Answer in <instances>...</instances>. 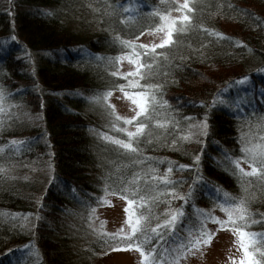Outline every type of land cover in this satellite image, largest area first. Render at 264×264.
Wrapping results in <instances>:
<instances>
[{"label":"trees","instance_id":"16d2710c","mask_svg":"<svg viewBox=\"0 0 264 264\" xmlns=\"http://www.w3.org/2000/svg\"><path fill=\"white\" fill-rule=\"evenodd\" d=\"M161 1L0 0V264H94L110 247L127 249L117 241L128 237L85 244L81 233L87 211L110 196L134 201L146 252L151 244L153 254L181 250L198 234L209 190L224 193L210 148L232 149L238 115L264 108V0H238L246 18L191 22L178 50L156 53L160 90L134 139L138 151L102 137L112 120L91 97L114 90L122 41L152 28ZM197 182L205 197L188 194ZM178 208L168 229L165 209Z\"/></svg>","mask_w":264,"mask_h":264},{"label":"rangeland","instance_id":"374dc122","mask_svg":"<svg viewBox=\"0 0 264 264\" xmlns=\"http://www.w3.org/2000/svg\"><path fill=\"white\" fill-rule=\"evenodd\" d=\"M237 1L238 0H189V5L193 8L191 13H187L186 10L181 8L183 0L161 1L158 13L167 12L168 15L173 17L189 14L192 19L185 25V30L173 32L172 35L174 42L163 47H157L154 51L149 50L150 56L148 57L143 55L139 57L141 63H146L148 60L155 61V63L151 64L150 69L139 70L142 75L133 76L131 74L138 66L133 64L128 56L131 55L135 58V53H133L132 49L124 44L123 49L120 51L121 53L116 56L110 67V78L115 81L116 84L114 90L106 91L111 93L106 100L103 99V93L97 104L100 109L102 108L110 114L112 120L110 122L112 127L110 129L111 131H105L104 135H102L107 144H112L119 147V149H122L121 146L115 144L113 140H110L107 137L127 140V131L134 130L135 123L141 120V117H137L135 121L125 124L123 120H118L117 116L131 117L135 115L136 106L127 96L124 95V93L143 91L144 89L141 87L142 85L145 83L153 84L154 72L152 70L159 62V57L156 53L164 51L172 46H175V49L178 50L179 41L183 40L181 38L188 30V24L191 22L198 25L205 21H215L218 16L222 15L228 17L239 15L246 18V14L235 6ZM159 22V16L156 15L155 20L152 23V28H154ZM181 23L182 22L180 21L176 22L177 29H180ZM152 28L148 29V31H143L136 37L128 38L126 41H133L136 45L153 43L159 45V41L163 38L164 33L160 30L153 32ZM175 37L176 40L174 39ZM5 40L7 39L4 38V40H0V48L6 46ZM8 40V44L14 41L13 38ZM141 51L142 50L137 47L136 52ZM121 56H123V58L118 60L117 58ZM116 72L128 73V75H115L114 73ZM129 81H135V83L130 84ZM121 85L124 86L123 91L121 90ZM151 106L152 104L149 105V108H151ZM144 115H146V113ZM235 126L237 128L235 146L228 151H220L218 149H213V147L210 148L212 154L215 156V160H213V162L219 167V170L225 176L226 180L221 184L226 186L224 193L229 194V203L235 202V200H232L231 198H243L246 202L249 216L245 217V219L250 217L253 222L244 226L245 231L255 232L258 234L264 233V178L260 176H248L241 178L238 174L234 173L235 166L231 163V159L242 155L240 151L242 146L264 142V108L258 112L250 109L247 111V114L238 115ZM195 128V132H199L200 129H203L201 126ZM121 129H125V131H121ZM135 138L136 137L133 139ZM241 166L247 169L249 164L241 161ZM199 184L200 182H197V185L192 188L190 191V197H205L203 193H199V190L202 191ZM202 192L207 195V189H203ZM209 192L213 197L204 198L206 202L204 203L207 206L204 207L205 209L197 210L196 217L206 226L208 230L215 233L212 236L210 243L201 246L199 249L193 248L185 252H182L175 247H172L170 252H166V250L162 249L159 253L152 254V257H149L150 260L154 257L155 260L160 261V264H239V258L243 254V251L236 242L238 237L234 234L232 226L229 225L228 227H219L212 220H205L204 216L201 215V213H204L205 215L207 213H212L222 219L226 218V213L222 211L219 206V204L224 203V200L226 199L224 197V193L221 194L212 190H209ZM198 193L199 195L197 196ZM199 200L204 201L201 198ZM126 205V201L122 198L110 196L107 197L106 203L103 207L90 210V213L87 211L89 223L84 226V231L83 229L81 231V233H87L88 236V243L85 244H89L90 242L91 244L92 242L96 243L102 234L109 236L110 234L118 233L122 226L125 232L128 231L129 225L126 223L127 214L125 212ZM197 235L198 234L191 233L192 237ZM117 236L127 237L125 235ZM255 240V246L260 248L261 252H253V255L257 260H261V253H264V236L258 235ZM27 249L30 250L33 248L29 246ZM252 250L253 246L249 245V251ZM93 262L94 264H144L139 251L136 249L108 250L98 256H95Z\"/></svg>","mask_w":264,"mask_h":264},{"label":"snow or ice","instance_id":"6c2138e0","mask_svg":"<svg viewBox=\"0 0 264 264\" xmlns=\"http://www.w3.org/2000/svg\"><path fill=\"white\" fill-rule=\"evenodd\" d=\"M181 8L186 10L187 13H191L193 11V8L189 5V0H183V4L181 5ZM160 22L155 25L154 28H152V31L155 32L157 30H160L164 33L163 38L160 39L159 45L153 43V44H140L136 45L133 41H122L123 44H125L127 47L132 49V52L135 53V58H133L131 55L128 56V58L131 60L133 64H136L138 67L136 70H134L131 74L133 76L142 75V73L139 71L140 69H150L151 64L155 63L154 60H148L146 63H141L139 57L141 55L148 57L150 56V51H154L157 47H163L165 45H169L173 42V32L174 31H183L185 30V25L187 22H189L192 17L189 14H183L180 16H170L167 12L165 13H158ZM180 21L181 27L180 29L176 28V22ZM145 31H148V29H145ZM217 36H223V33H215ZM137 47H139L142 51L136 52ZM123 56L118 57L117 59H122ZM115 75L120 76H127L128 73H122V72H116ZM150 74V73H149ZM245 77L240 78V83H243L245 81ZM130 84H134L135 81H129ZM121 90L123 91L124 86L121 85ZM144 90L143 91H137L135 93L125 92L124 95L127 96L132 103L136 106L135 115L131 117H120L117 116L118 120H123L125 124L131 123V121H135L137 117H141L140 121H137L134 125V130L127 131V140L124 139H117L113 137H107L110 140H113V142L122 148L129 150L131 152L138 151L136 145V141L133 139L134 137L138 138L139 136L144 134L145 130V123L143 122L148 118L147 115H144L145 113H148L150 115V108L149 105L153 104L156 101V96L154 95L155 91L160 90V85L158 84H149L145 83L141 86ZM110 92L104 93L103 99H107V97L110 95ZM0 99H2V94H0ZM94 101H99L101 97L94 96L91 97ZM163 103H167V101H164ZM155 124L160 125V120H155ZM203 127L206 128V123L203 124ZM121 131H125V129H121ZM15 143V142H14ZM175 143V141H173ZM241 153L242 155L231 159V163L235 166L234 173L238 174L241 178L248 177V176H260L264 178V142L257 143V144H247L241 147ZM195 159H199V156L197 155ZM241 161H244L249 164V167L246 169L241 166ZM181 167H187L181 166ZM136 180H139V177H135ZM163 179V178H161ZM169 192H172L173 189L169 188ZM190 195V191L188 193ZM224 197L226 198L224 200V203L219 204L222 211L226 213V218H220L215 216L212 213H207L206 215L204 213H201V215L204 216L205 220H212L216 225L219 227H228L229 225L232 226V229L234 231V234L237 235L238 240L236 241L240 248L243 251V254L239 258V264H264V253H261L262 259L257 260L255 256L253 255V252H261V249L256 247V240L255 238L259 236H264V233H255V232H246L245 231V225L248 223L253 222L250 217L248 219H245V217L249 216L248 208L246 207V202L243 198H231L232 200H235L234 203H229V194L224 193ZM125 200H127V205L125 207V212L127 214L126 223L129 225V230L124 231L123 226L121 230L118 233L110 234L113 239L116 238L117 235H125L128 237L125 241H117V246L119 248H127V249H136L139 251L141 259L144 261V264H160V261L155 260L153 257L151 260L149 257H152L153 252H155L156 245L151 244L149 247V250L146 252L145 248L142 247V244L148 241L149 237L147 234L141 232L139 236L136 234L139 232L138 225L140 223V218L137 217L135 219V222L133 221L134 213L133 211L128 207L130 205L134 204V201L131 199H128L127 195H125ZM181 200L184 199V196H179ZM143 202V201H142ZM165 212L168 213V217L166 220L162 221V224L166 225L168 229H171L177 222L178 218L183 215L182 209H175L172 211H169L168 209H165ZM239 222V223H238ZM160 225L157 224L153 229L152 232H155L157 228H159ZM198 232V235L195 237L191 236V232H189V238L185 241V243L179 244V248L182 252L189 251L190 249H199L201 246L207 245L210 243L212 236L215 234L214 232L208 230L206 226L201 223L200 227L196 229ZM163 237H160L162 239ZM139 241V242H138ZM185 244L187 247H185ZM249 245L253 246V250L249 251ZM109 250L111 251L112 248L110 247Z\"/></svg>","mask_w":264,"mask_h":264},{"label":"bare ground","instance_id":"6f19581e","mask_svg":"<svg viewBox=\"0 0 264 264\" xmlns=\"http://www.w3.org/2000/svg\"><path fill=\"white\" fill-rule=\"evenodd\" d=\"M24 50H26V49H24Z\"/></svg>","mask_w":264,"mask_h":264}]
</instances>
